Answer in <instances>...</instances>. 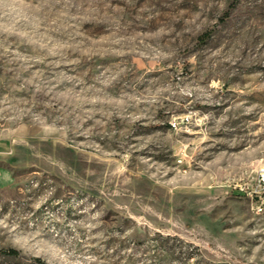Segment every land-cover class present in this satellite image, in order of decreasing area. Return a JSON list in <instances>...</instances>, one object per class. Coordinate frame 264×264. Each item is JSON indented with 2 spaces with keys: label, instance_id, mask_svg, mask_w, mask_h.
Wrapping results in <instances>:
<instances>
[{
  "label": "rangeland",
  "instance_id": "obj_1",
  "mask_svg": "<svg viewBox=\"0 0 264 264\" xmlns=\"http://www.w3.org/2000/svg\"><path fill=\"white\" fill-rule=\"evenodd\" d=\"M0 264H264V0H0Z\"/></svg>",
  "mask_w": 264,
  "mask_h": 264
},
{
  "label": "trees",
  "instance_id": "obj_2",
  "mask_svg": "<svg viewBox=\"0 0 264 264\" xmlns=\"http://www.w3.org/2000/svg\"><path fill=\"white\" fill-rule=\"evenodd\" d=\"M16 252L15 251H10L9 254H15Z\"/></svg>",
  "mask_w": 264,
  "mask_h": 264
},
{
  "label": "built area",
  "instance_id": "obj_3",
  "mask_svg": "<svg viewBox=\"0 0 264 264\" xmlns=\"http://www.w3.org/2000/svg\"><path fill=\"white\" fill-rule=\"evenodd\" d=\"M172 126L175 128L177 125H176V123H173Z\"/></svg>",
  "mask_w": 264,
  "mask_h": 264
}]
</instances>
